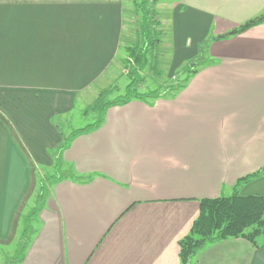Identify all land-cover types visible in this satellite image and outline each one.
<instances>
[{
  "label": "crops",
  "instance_id": "obj_1",
  "mask_svg": "<svg viewBox=\"0 0 264 264\" xmlns=\"http://www.w3.org/2000/svg\"><path fill=\"white\" fill-rule=\"evenodd\" d=\"M156 3L174 60H197L203 45L205 58L182 87L108 108L60 153L64 170L92 178L49 187L25 243L23 218L67 134L61 119L118 58L129 10L126 0H0V251L23 246L12 264H180L199 201L264 168V23L214 40L264 0ZM239 193L264 197V172ZM191 264H264V243L209 244Z\"/></svg>",
  "mask_w": 264,
  "mask_h": 264
},
{
  "label": "trees",
  "instance_id": "obj_2",
  "mask_svg": "<svg viewBox=\"0 0 264 264\" xmlns=\"http://www.w3.org/2000/svg\"><path fill=\"white\" fill-rule=\"evenodd\" d=\"M144 10V18L147 12ZM264 23V11L256 18L224 35L215 37L214 40L228 38L248 30L251 27ZM147 27H143L144 42L143 45H135L124 47L123 49L133 59V63L124 61L126 66H131L132 70L129 73V83L126 86L125 93L114 100L103 103L100 116L93 124L83 128L75 129L68 135L64 136L62 144L59 146L56 156V172L50 177L44 176L40 178L38 189L34 197V205L30 211L24 216V229L22 238L27 242L32 233V223L43 209L46 198L49 195V187L63 181L74 180L79 182H87L91 180V176H82L76 174L72 169L64 170L62 168L63 161L60 158V153L70 147L75 138L80 135L88 134L99 129L105 119L108 108L117 105H125L131 101H148V98H160L164 95L159 90L141 91L139 82L141 81L142 73L148 65V43ZM146 35V36H145ZM205 52V47L200 49V54ZM199 54L200 58L202 55ZM197 61L192 62L184 70L185 76L181 83L172 89L182 87L190 77L197 72ZM262 172L249 175L239 179L235 186V191L230 196H220L218 198L201 199L199 217L193 223L189 234L184 237L180 245V264H191L196 255L201 252L209 244H215L228 239L242 238L250 242L255 248H259L264 243V197L260 196H242L239 193V187L246 184L250 180L258 177Z\"/></svg>",
  "mask_w": 264,
  "mask_h": 264
},
{
  "label": "rangeland",
  "instance_id": "obj_3",
  "mask_svg": "<svg viewBox=\"0 0 264 264\" xmlns=\"http://www.w3.org/2000/svg\"><path fill=\"white\" fill-rule=\"evenodd\" d=\"M158 0H126V26L124 27V37L122 40L119 56L116 61L108 69L106 75L94 85L88 95L79 97L76 107L72 114L64 116L62 122L63 130L68 135L71 131L79 128H83L87 125L93 124L100 116L103 103L116 98L121 97L125 93L127 84L129 83V73L131 72V66H126L124 61L133 63V59L123 49L124 47H131L135 45H143L144 32L143 27H147V40L148 43V65L145 71L141 74L142 79L139 82V88L141 91H154L159 90L162 95L170 92L173 88L181 83V80L173 77L179 72H184L188 65L197 61L199 64L205 58V52L197 60L189 62V64L178 63L174 60V47L171 27H167L163 24L161 17L157 14ZM173 0H163L166 6H163L162 12H170L167 10ZM170 7V6H169ZM147 12L144 18V10ZM162 14V13H161ZM146 36V35H145ZM205 46V45H203ZM202 46V47H203ZM206 48V47H205ZM186 65V66H184ZM198 67V66H197ZM184 79V73H182ZM181 78V79H182ZM158 98H148L147 100H156ZM65 169V168H63ZM55 167L52 169L44 170V174L41 175V179L44 176L50 177L55 174ZM230 193L228 196L232 195ZM30 208V207H29ZM31 209V208H30ZM23 246L17 243L10 248H5L0 251V259L6 260L4 264H12L14 259H18L22 255ZM4 255L5 257H1Z\"/></svg>",
  "mask_w": 264,
  "mask_h": 264
}]
</instances>
